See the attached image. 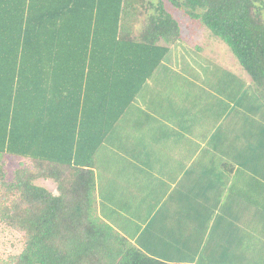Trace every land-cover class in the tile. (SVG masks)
Wrapping results in <instances>:
<instances>
[{
  "label": "trees",
  "instance_id": "obj_1",
  "mask_svg": "<svg viewBox=\"0 0 264 264\" xmlns=\"http://www.w3.org/2000/svg\"><path fill=\"white\" fill-rule=\"evenodd\" d=\"M168 1L228 47L264 107V0ZM180 38L163 0H0V223L22 243L0 264H188L147 255L104 221L92 169Z\"/></svg>",
  "mask_w": 264,
  "mask_h": 264
},
{
  "label": "crops",
  "instance_id": "obj_2",
  "mask_svg": "<svg viewBox=\"0 0 264 264\" xmlns=\"http://www.w3.org/2000/svg\"><path fill=\"white\" fill-rule=\"evenodd\" d=\"M192 31L96 148L97 214L159 260L264 264V107Z\"/></svg>",
  "mask_w": 264,
  "mask_h": 264
},
{
  "label": "rangeland",
  "instance_id": "obj_3",
  "mask_svg": "<svg viewBox=\"0 0 264 264\" xmlns=\"http://www.w3.org/2000/svg\"><path fill=\"white\" fill-rule=\"evenodd\" d=\"M151 1L153 3H155L157 0H151ZM163 2L165 4V8L169 12H171V14L179 22V24L181 26V30L185 34L184 37L192 34L191 30H193L192 32L195 31V33H198L196 41L198 43H201L205 53L213 54V55L217 56L218 59L224 60L226 62H227V60L231 59L230 64L233 65L232 61L235 59V57L232 54V52L228 49V47L220 39H218L212 35H211V37L213 39L209 38L204 33V31L209 32V30L206 27H202V26L198 27L197 25H195V23H192L190 21V19L188 18V16L183 12V10L181 8L173 6L168 0H163ZM186 38H188V37H186ZM177 43L187 45L190 43V41L188 42L185 40L184 41L180 40ZM206 59H208V60H206L205 63L210 62V64H212V65L214 63L217 65H220L221 67L224 66L225 67L224 69H229L230 71H234L235 73H237L236 70H241L240 66L238 65L236 60L234 62L236 65V68L234 69V68L230 67L229 65L224 64V63L216 60L215 58H212V59L206 58ZM243 73H245V72H243ZM15 162H16V160H11L10 166L15 164ZM10 166L8 164L7 169H9ZM34 183L36 185L43 186V187H45L51 191L55 189V184L50 179H41L40 178V179L35 180ZM21 248H22V243H21V239H20L19 234H17L15 231L10 229L9 227L0 223V256L5 257L8 254L18 253L21 250Z\"/></svg>",
  "mask_w": 264,
  "mask_h": 264
}]
</instances>
